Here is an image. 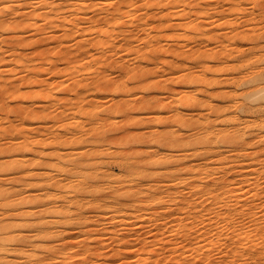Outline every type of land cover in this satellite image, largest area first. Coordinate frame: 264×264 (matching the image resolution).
Segmentation results:
<instances>
[{
  "label": "rangeland",
  "instance_id": "obj_1",
  "mask_svg": "<svg viewBox=\"0 0 264 264\" xmlns=\"http://www.w3.org/2000/svg\"><path fill=\"white\" fill-rule=\"evenodd\" d=\"M261 74L264 0H0L4 262L264 264Z\"/></svg>",
  "mask_w": 264,
  "mask_h": 264
},
{
  "label": "bare ground",
  "instance_id": "obj_2",
  "mask_svg": "<svg viewBox=\"0 0 264 264\" xmlns=\"http://www.w3.org/2000/svg\"><path fill=\"white\" fill-rule=\"evenodd\" d=\"M263 74H261L260 75V77H258V78H264V76H262ZM259 76V75H258ZM256 77V76H255ZM257 78V77H256ZM255 78V79H256ZM250 81H253V80H251V79H249ZM256 82V81H255ZM258 82V81H257ZM259 84V83H258ZM257 84V85H258ZM255 89L257 90V93H262V92H264V86H260V84L258 85V86H256L255 87ZM252 94H253V92H252ZM259 95V94H258ZM255 96V95H254ZM257 96V95H256ZM249 104V103H248ZM247 105V104H246ZM261 107V106H260ZM251 108V107H250ZM253 108V107H252ZM248 109V108H247ZM260 113V112H259ZM264 121V120H263ZM262 121V122H263ZM261 122V123H262ZM250 124V123H249ZM256 124V123H255ZM254 124V125H255ZM263 126H264V124H262ZM193 126V125H192ZM251 127V126H250ZM209 129V128H208ZM107 133V132H106ZM238 133V132H237ZM205 134V133H204ZM219 134V133H218ZM244 134V133H243ZM216 135V133L215 134H213V131L211 130H208L207 131V135H197V136H195V137H197L196 139H197V143H196V145L197 146H200V148H201V146H203L204 144L203 143H205V145L206 144H211V143H214L213 142V140H215L216 139V137H215V139H214V136ZM102 136H103V134H102ZM164 136V135H163ZM169 136H171V135H169ZM217 136V135H216ZM100 137V136H99ZM105 137V136H104ZM174 137H176V136H174ZM173 137V138H174ZM164 138V137H163ZM162 138V139H163ZM171 138V137H170ZM218 138V137H217ZM166 139V138H165ZM175 139V138H174ZM177 139V138H176ZM181 139V138H180ZM164 140V139H163ZM84 141V140H83ZM86 141V140H85ZM165 141V140H164ZM193 141V140H192ZM191 141V142H192ZM195 142H196V140H194ZM173 142V141H172ZM177 142V141H176ZM186 142V143H185ZM165 143V142H164ZM183 143H185L184 145L186 146V144L188 145L190 142L189 141H187V140H184L183 141ZM168 144L169 145H172V144H170L169 142H168ZM199 144V145H198ZM203 144V145H202ZM159 145V144H158ZM164 145V144H163ZM162 145V146H163ZM193 145H195V143L193 142ZM191 146V145H190ZM189 146V147H190ZM190 148H192V147H190ZM161 155V154H160ZM85 156V155H84ZM187 156V155H186ZM86 157H88V155L86 156ZM165 157V156H164ZM170 157V156H169ZM174 157V156H173ZM172 157V158H173ZM185 157V156H184ZM84 158V157H83ZM171 158H169V160H170ZM174 159V158H173ZM156 160H158L160 163H168V158H166V159H162V161H161V159H156ZM174 161V160H173ZM85 162L86 161H84V163H82L83 164V166H84V164H85ZM87 163V162H86ZM155 163V162H154ZM170 164H171V162H169ZM172 164H173V162H172ZM8 165V164H7ZM167 165H169V164H167ZM18 166V165H17ZM85 166H87V165H85ZM144 166V165H143ZM162 166V165H161ZM8 167H9V165H8ZM7 167V168H8ZM10 167H11V164H10ZM140 167V166H139ZM159 167V166H158ZM171 167V166H170ZM13 168V167H12ZM14 168H15V166H14ZM13 168V169H14ZM15 169H17V168H15ZM132 169V168H131ZM169 169V168H168ZM139 170V169H138ZM183 170H184V168H183ZM186 170V169H185ZM7 171H9V170H7ZM132 171V170H131ZM133 172V171H132ZM140 172V171H139ZM147 173V172H146ZM89 184L87 183V181H83V182H80V188H86L87 186H88ZM90 186H93V185H90ZM89 186V187H90ZM3 187V186H2ZM73 187V186H72ZM71 187V188H72ZM79 187V186H78ZM89 189V188H88ZM6 190H8V189H6ZM6 190H1L0 189V206H7V205H13L14 203L13 202H11V201H5L6 199H8L7 197H8V195L10 194L9 192H7ZM76 190H79V189H76ZM90 190V189H89ZM100 189H94L93 190V188L91 189V191H99ZM8 191H13V190H8ZM75 191V190H74ZM20 192V191H19ZM79 192V191H78ZM101 192V191H100ZM20 194H22V193H20ZM5 199V200H4ZM2 200V201H1ZM4 200V201H3ZM23 200V199H22ZM73 200H75L77 203H80L81 202V200H80V198H79V196H76V197H74V199ZM75 201H72L73 202V204L75 203ZM75 205V204H74ZM71 206H73V205H71ZM12 230H15V227L13 226V225H11V224H9L8 222H5V221H2V219H0V264H18V263H5L4 262V260H3V258H2V255H6L8 252L10 253V250H9V248H8V243H9V240L10 239H14L13 237H11V236H8V234H6L8 231H12ZM2 253V254H1Z\"/></svg>",
  "mask_w": 264,
  "mask_h": 264
}]
</instances>
